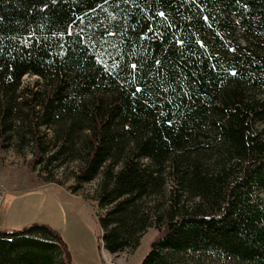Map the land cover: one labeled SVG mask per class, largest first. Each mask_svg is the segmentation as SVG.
Returning <instances> with one entry per match:
<instances>
[{
	"label": "trees",
	"instance_id": "obj_1",
	"mask_svg": "<svg viewBox=\"0 0 264 264\" xmlns=\"http://www.w3.org/2000/svg\"><path fill=\"white\" fill-rule=\"evenodd\" d=\"M263 122L264 0H0V138L97 180L112 254L155 227L140 264H264ZM0 264L74 262L32 223Z\"/></svg>",
	"mask_w": 264,
	"mask_h": 264
},
{
	"label": "rangeland",
	"instance_id": "obj_2",
	"mask_svg": "<svg viewBox=\"0 0 264 264\" xmlns=\"http://www.w3.org/2000/svg\"><path fill=\"white\" fill-rule=\"evenodd\" d=\"M35 80L34 76L23 77L20 88H28L27 96L38 87ZM258 127L264 130V122ZM7 136L5 140L0 138V184L6 188L0 204L1 228L48 225L59 232L74 264L141 263L157 234L155 227L142 235L137 247L115 254L108 252L101 245L96 221L100 211L94 200L97 180L73 188L77 161L65 160L62 165L55 161L45 168L42 164L34 167L31 143H19L14 129ZM260 196L264 201V192Z\"/></svg>",
	"mask_w": 264,
	"mask_h": 264
},
{
	"label": "snow or ice",
	"instance_id": "obj_3",
	"mask_svg": "<svg viewBox=\"0 0 264 264\" xmlns=\"http://www.w3.org/2000/svg\"><path fill=\"white\" fill-rule=\"evenodd\" d=\"M53 2H54V0H53ZM237 2H239V0H237ZM105 3H107V0H105ZM46 6H47V5H45V7H46ZM160 15L163 16L164 13L161 12ZM205 19H207V17H205ZM157 63H160V62L158 61ZM133 67H136V65H133ZM236 74H237L236 69H232V70H231V75H236ZM140 91H141V88H140V87H137L136 92H140ZM168 123L171 124L172 121H168Z\"/></svg>",
	"mask_w": 264,
	"mask_h": 264
},
{
	"label": "built area",
	"instance_id": "obj_4",
	"mask_svg": "<svg viewBox=\"0 0 264 264\" xmlns=\"http://www.w3.org/2000/svg\"><path fill=\"white\" fill-rule=\"evenodd\" d=\"M5 194H6V188L3 184H0V204H1Z\"/></svg>",
	"mask_w": 264,
	"mask_h": 264
}]
</instances>
